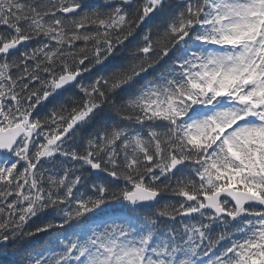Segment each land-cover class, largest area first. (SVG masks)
Listing matches in <instances>:
<instances>
[{
	"label": "snow or ice",
	"instance_id": "6c2138e0",
	"mask_svg": "<svg viewBox=\"0 0 264 264\" xmlns=\"http://www.w3.org/2000/svg\"><path fill=\"white\" fill-rule=\"evenodd\" d=\"M0 29V264H264V0H0Z\"/></svg>",
	"mask_w": 264,
	"mask_h": 264
},
{
	"label": "trees",
	"instance_id": "16d2710c",
	"mask_svg": "<svg viewBox=\"0 0 264 264\" xmlns=\"http://www.w3.org/2000/svg\"><path fill=\"white\" fill-rule=\"evenodd\" d=\"M96 127L97 126L93 124V125L89 126L87 129L83 130V133L82 134L85 135V136H87L89 133L95 131L96 130ZM80 134L81 133H78V135H80ZM99 179H100L101 182H104V177H101ZM169 199H170L169 197H165L164 200L162 201V203H167ZM43 239L44 238H41V242H43Z\"/></svg>",
	"mask_w": 264,
	"mask_h": 264
},
{
	"label": "flooded vegetation",
	"instance_id": "af4514ba",
	"mask_svg": "<svg viewBox=\"0 0 264 264\" xmlns=\"http://www.w3.org/2000/svg\"><path fill=\"white\" fill-rule=\"evenodd\" d=\"M3 29H0V31H2ZM33 46H25V48H28V49H30V48H32Z\"/></svg>",
	"mask_w": 264,
	"mask_h": 264
}]
</instances>
